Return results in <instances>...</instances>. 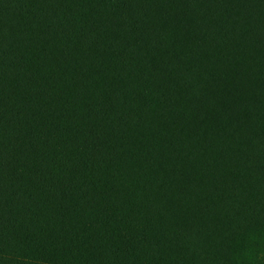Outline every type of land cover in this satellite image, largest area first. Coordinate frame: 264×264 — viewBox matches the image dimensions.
Segmentation results:
<instances>
[{
	"label": "trees",
	"instance_id": "1",
	"mask_svg": "<svg viewBox=\"0 0 264 264\" xmlns=\"http://www.w3.org/2000/svg\"><path fill=\"white\" fill-rule=\"evenodd\" d=\"M0 264H264V0H0Z\"/></svg>",
	"mask_w": 264,
	"mask_h": 264
}]
</instances>
